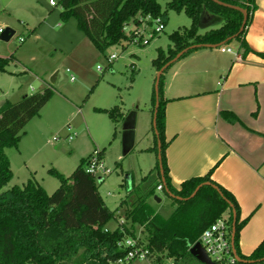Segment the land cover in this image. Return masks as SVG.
Segmentation results:
<instances>
[{
  "label": "trees",
  "instance_id": "1",
  "mask_svg": "<svg viewBox=\"0 0 264 264\" xmlns=\"http://www.w3.org/2000/svg\"><path fill=\"white\" fill-rule=\"evenodd\" d=\"M218 1L245 10V28L248 26L255 10L254 0ZM59 6L62 9L60 18L74 19L77 30L84 34L100 54L123 41L129 45L124 29L131 21L136 24L138 17H160L164 22L166 20L157 0H60ZM166 7L176 13L183 12L192 23L189 29L175 31L168 36L170 45L165 51L157 50L156 58L152 60L156 72L180 51L193 45H219L229 40L225 45L237 41L240 49L244 52L248 50L243 41L245 29L230 40L240 29L243 19L240 12L219 6L210 0H170ZM204 14H210L211 17L206 18ZM203 22L219 23L220 26L199 34V26ZM199 49L201 48L189 50L178 61ZM9 60L0 57V74L6 72ZM171 66L164 71L159 81V106L156 115L158 137L153 130L152 149L157 157L159 141L165 186L172 195L186 199L196 187L210 183L219 189L223 199L211 186H203L190 200L172 199L178 208L169 220H164L147 202L156 197V188L159 184L162 185L159 163L156 160L154 176L149 173L137 187L132 186L127 197L120 203V208H125L124 224L109 231L105 230V225L113 219L114 212L107 209L97 191L100 180L84 171L85 161H81L67 178L49 170L59 181L58 188L51 195L33 179L27 180L21 187L12 186L3 190L13 177L5 151L18 148L25 126L53 96L52 89L45 87L21 97L15 103L5 101L0 106V264H110L124 256V252L117 248V243L124 237L136 238L138 226L146 229L151 227L145 242L150 252L156 254L158 263L161 261L160 255L167 251L169 257L176 259V264H188V257L191 256L189 248L217 218L228 213L232 226V209L229 204L236 213V253L241 260L254 262L236 264H263L264 239L249 256L239 252L238 236L247 220L239 222L235 199L210 179V173L183 182L178 190L170 185L165 157L168 144L164 136L165 101L162 100V84L163 76ZM151 100L154 111V89ZM108 115L112 118L111 112ZM221 115L229 122H237L232 113L221 112ZM162 188L167 195L163 185ZM197 202L201 207L195 210L191 219H186L189 207ZM151 220L156 221V225L151 224Z\"/></svg>",
  "mask_w": 264,
  "mask_h": 264
},
{
  "label": "rangeland",
  "instance_id": "2",
  "mask_svg": "<svg viewBox=\"0 0 264 264\" xmlns=\"http://www.w3.org/2000/svg\"><path fill=\"white\" fill-rule=\"evenodd\" d=\"M49 1L0 0V28L14 31L8 42L0 40V57L10 59L6 72L0 74V106L5 101L15 103L21 97L45 87L53 91V96L39 114L25 126V133L18 144L20 149L5 151L13 177L3 190L25 184L30 175L22 161L33 151L36 152L33 164L38 169L35 180L51 195L58 188L59 181L49 170L69 177L91 146L92 150H102L100 161L106 170L111 171L103 182H98L97 191L107 209L114 212L105 230L116 229L120 220L124 219V213L121 208L119 212L114 211L115 204L124 197L125 188L120 184L128 170L132 169L131 165L135 166L133 172L136 174L138 164L148 167L156 163L154 152L151 156H139L135 150L126 157L122 155L124 142L127 144L134 136L139 139L145 133L153 108L151 99L157 72L152 60L156 58L158 49L165 51L170 45V34L189 29L192 22L183 12L167 9L166 4L170 0H157L166 16L160 34L151 37L142 46L127 45L123 41L100 54L77 30L74 19L60 18V0H53L57 4L55 7H51ZM204 16L211 17L210 14ZM154 26L153 23L149 27L152 29ZM148 31L149 28L144 34L145 39L148 38ZM127 33L128 29L124 31L125 35ZM112 55L116 59L109 64L108 57ZM54 75L55 82L51 83ZM107 111L112 113L113 119L108 117ZM68 132L76 134L72 141L66 138ZM79 143L82 152L72 153ZM145 144L141 142L137 147ZM96 176H101V173H96ZM107 193L114 196L108 197ZM155 196L160 202L155 203L151 198L150 207L164 220H169L178 205L164 192H155ZM200 207L199 202L189 207L185 218L191 219ZM150 223L156 225L154 220ZM150 229V226L149 229L138 226L136 239L145 243ZM188 258V264H202L192 256ZM161 259H166V262L176 260L169 257L167 251L161 254ZM130 264L157 263L154 260H136Z\"/></svg>",
  "mask_w": 264,
  "mask_h": 264
},
{
  "label": "crops",
  "instance_id": "3",
  "mask_svg": "<svg viewBox=\"0 0 264 264\" xmlns=\"http://www.w3.org/2000/svg\"><path fill=\"white\" fill-rule=\"evenodd\" d=\"M254 7L243 36L248 50L240 49L237 41L224 45L234 50L238 60L218 49L201 48L174 63L164 74L162 84L170 185L178 190L183 182L210 173V179L235 199L239 222L247 220L238 236V249L244 256H249L264 239V0H254ZM219 26L203 22L198 33ZM152 112L153 108L141 138L134 136L127 144L124 142V157L135 150L139 156H151ZM221 112L232 113L237 122L227 121ZM90 141L96 148L94 140ZM141 142L146 144L138 148ZM92 151L90 146L79 162L85 161ZM79 152L80 143L72 153ZM35 154L31 151L22 161L30 175L27 180H35L38 173L33 164ZM131 167L120 184L125 188L124 197L115 204L114 211L119 212V205L132 186L137 187L149 173L154 176L155 163L148 167L138 164L136 174L135 166ZM99 180L103 182L104 177ZM155 192L160 191L156 188ZM150 201L151 198L148 204ZM121 209L124 213L125 208Z\"/></svg>",
  "mask_w": 264,
  "mask_h": 264
},
{
  "label": "built area",
  "instance_id": "4",
  "mask_svg": "<svg viewBox=\"0 0 264 264\" xmlns=\"http://www.w3.org/2000/svg\"><path fill=\"white\" fill-rule=\"evenodd\" d=\"M49 5L51 7H55L57 4L53 0L49 1ZM155 24L154 28L150 29L149 26ZM164 21L162 18H151L149 16L145 18L138 17L136 19V24L129 23L127 27H125L124 31L128 29V33L126 35L129 44H137L144 45L148 42V40L160 34L163 31ZM147 28L148 38H144V34L146 33ZM5 29L0 28V35L3 33ZM23 39H20L22 42ZM218 50L222 53L233 54L234 57L238 60L239 57L234 53V50L229 48V46H222L218 48ZM116 59L115 55L108 57V63H112ZM68 73L69 71L66 70ZM73 80V78H71ZM69 130V129H68ZM76 134L68 132L67 140L72 141ZM100 151L94 150L91 155L86 160V163L83 167L84 171L93 176L94 178L100 179L101 177H105L111 174V171L106 170L101 161H100ZM100 172L101 176H96V173ZM158 191H162V185L159 184L157 186ZM124 224V220H120L119 226L122 227ZM231 223L229 222L228 217L221 216L217 218L209 227H207L199 236L198 240L195 243H199L204 253L206 254L209 261L213 264H236L237 260L233 255V248L231 245L232 239V231H231ZM194 243V244H195ZM193 244V245H194ZM192 245V246H193ZM191 246V247H192ZM117 248L124 252V256L119 258L115 263L117 264H130L136 260H154L157 264H176V261H168L166 259H161L160 263L156 261L155 254H152L147 247V243L140 241L136 238L124 237L117 243ZM161 258V255H160ZM165 261V262H164ZM264 264V262H263Z\"/></svg>",
  "mask_w": 264,
  "mask_h": 264
},
{
  "label": "water",
  "instance_id": "5",
  "mask_svg": "<svg viewBox=\"0 0 264 264\" xmlns=\"http://www.w3.org/2000/svg\"><path fill=\"white\" fill-rule=\"evenodd\" d=\"M210 1H212L213 3H215V4L219 5V6L236 10V11H238V12H240L242 14L243 19H242V23H241L240 29H239L238 33L233 38L230 39V40H233L240 33H242L243 30L245 29V26H246V23H247V13H246V11L241 9V8H239V7L222 3V2H220L218 0H210ZM13 35H14V31L12 29H10V28H6L3 31V33L0 35V40H2L4 42H8ZM228 41L229 40H227V41H225V42H223V43H221L219 45H193V46L187 47L184 50L180 51L178 54H176V56L173 59L168 61L165 65H163L159 69V71L156 74L155 81H154L155 104H154V111H153V117H152V128L154 130V134H155L156 137H158V133L156 131V115H157V109H158V106H159V81H160L161 75L164 73V71L169 66H171L174 63H176L180 59V57H182L189 50H193L195 48L218 49V48L224 46ZM55 78H56V75H54L52 77L51 83L55 82ZM157 151H158L157 160H158V163H159V171H160V176H161V183L165 187V192L167 193L169 198H171V199L175 198L177 200L187 201V200L192 199L196 195V193L198 192V190L201 187H203V186H211L218 193V195L223 199V196H222L221 192L219 191V189L216 186L211 185L210 183H204V184L199 185L198 187H196V189L190 195V197H188L186 199H181L179 197H176V196L172 195L170 192H168V190H167V188L165 186V180L163 178V170H162V165H161L160 143H159V141L157 142ZM154 200H155L156 203L160 202V199L157 198V197H155ZM229 207L232 209V219H233L232 227H231V231H232L231 245H232V248H233V255H234L235 259L237 260V262H239V263H254L253 261H249L248 262V261L241 260L239 258V256L237 255V253H236V250H235V247H234L236 213L233 210V207H232L231 204H229ZM188 252L194 259H196L198 262H200L202 264H213L211 261H209V259L207 258L206 254L204 253V251L201 248L199 243H195L192 247H190ZM261 262H264V258L261 260Z\"/></svg>",
  "mask_w": 264,
  "mask_h": 264
}]
</instances>
